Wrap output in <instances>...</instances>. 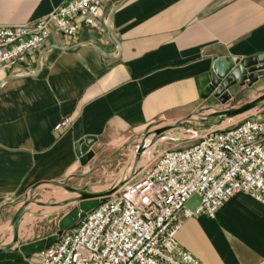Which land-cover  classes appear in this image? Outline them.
I'll list each match as a JSON object with an SVG mask.
<instances>
[{"label": "crops", "instance_id": "1", "mask_svg": "<svg viewBox=\"0 0 264 264\" xmlns=\"http://www.w3.org/2000/svg\"><path fill=\"white\" fill-rule=\"evenodd\" d=\"M64 2L0 0V27L35 24ZM105 16L104 33H54L20 65L28 74L0 70V212L37 186L76 181L153 126L226 109L202 98L216 60L264 55V0H119ZM260 83L236 87L230 104ZM86 138L97 143L83 166L75 145ZM177 240L203 264H264V205L238 194L215 220H185ZM0 264L28 260L0 252Z\"/></svg>", "mask_w": 264, "mask_h": 264}, {"label": "built area", "instance_id": "2", "mask_svg": "<svg viewBox=\"0 0 264 264\" xmlns=\"http://www.w3.org/2000/svg\"><path fill=\"white\" fill-rule=\"evenodd\" d=\"M119 0H65L31 25L0 27V70L18 72L54 33L77 39L85 30L105 32V10ZM62 125L58 126L60 129ZM264 205V110L209 130L183 149L166 150L143 176L119 190L28 264H203L177 236L185 220H215L236 195ZM195 196L199 205L187 208Z\"/></svg>", "mask_w": 264, "mask_h": 264}, {"label": "rangeland", "instance_id": "3", "mask_svg": "<svg viewBox=\"0 0 264 264\" xmlns=\"http://www.w3.org/2000/svg\"><path fill=\"white\" fill-rule=\"evenodd\" d=\"M258 86L260 88L259 91L244 95L238 102L239 104L237 102L230 104L229 102L223 105L226 109L221 111H201L178 123L163 124L149 128L124 149L110 151V158L101 157L86 174L80 175L74 182H68L64 186H50L49 189L37 186L31 191L28 199L22 203L14 206L4 205L0 212V249H4L7 246H11L12 249L10 252L2 250L0 252L8 253L12 256L20 254L29 262L32 257L24 256L21 253V248L46 240L57 234L60 220L76 206V204L67 205L64 203L78 196L77 193L70 192L67 188L90 193L126 190L136 182L137 178L140 179L143 176L145 167L158 154L166 150L189 147L195 144L197 138L205 132L222 127L229 120V118H226L221 121L219 117L211 116L219 112L241 108L264 96V80ZM255 110H264V103L247 113ZM145 153L150 155V159L146 162L143 161ZM1 203L3 202H0V206L2 205ZM198 205V199H193L189 202V207ZM24 207L26 209L21 219L17 222L18 227L16 228L12 221L10 222V219L14 216L15 211H17V215ZM10 209L11 213H7Z\"/></svg>", "mask_w": 264, "mask_h": 264}, {"label": "water", "instance_id": "4", "mask_svg": "<svg viewBox=\"0 0 264 264\" xmlns=\"http://www.w3.org/2000/svg\"><path fill=\"white\" fill-rule=\"evenodd\" d=\"M264 80V55L249 58L242 61H235L233 58H220L214 63L210 73V84L203 92L202 98L208 100L215 98L222 105H226L234 99L233 90L236 87L253 88ZM264 103V96L241 107L229 111L219 112L211 117H219L221 121L229 118L233 120L245 113L258 108ZM97 143L96 138H86L75 145V152L83 166H87L93 159V147ZM70 192L77 193V197L70 199L65 204H76L74 208L67 213L58 224V232L46 240L33 243L21 248V253L26 257H32L35 254L50 249L55 242L64 234L65 231L72 230L87 213L94 210L102 202L109 199L116 192L108 193H90L82 190L67 188ZM25 207L22 208L14 219V225L18 227V221L24 214ZM11 246H7L0 251L10 252Z\"/></svg>", "mask_w": 264, "mask_h": 264}, {"label": "bare ground", "instance_id": "5", "mask_svg": "<svg viewBox=\"0 0 264 264\" xmlns=\"http://www.w3.org/2000/svg\"><path fill=\"white\" fill-rule=\"evenodd\" d=\"M252 113V112H251ZM248 114H250V113H247V114H245V115H243V116H240V117H238V118H236V119H233V120H228L225 124H223L222 125V127H226V126H228L229 124H231V123H237L239 120H241L242 118H244V117H246ZM142 157V156H141ZM140 157V158H141ZM150 159V155H149V153H145V155H144V158H143V161H148ZM142 161V162H143ZM141 162V163H142ZM137 166V165H136ZM23 229V228H22ZM30 230V229H29ZM25 231H27V230H25ZM32 232V231H31ZM23 233H24V231H23ZM12 240V239H11Z\"/></svg>", "mask_w": 264, "mask_h": 264}]
</instances>
